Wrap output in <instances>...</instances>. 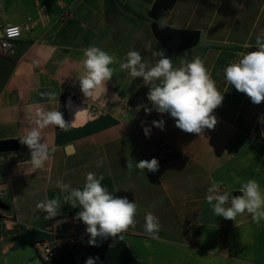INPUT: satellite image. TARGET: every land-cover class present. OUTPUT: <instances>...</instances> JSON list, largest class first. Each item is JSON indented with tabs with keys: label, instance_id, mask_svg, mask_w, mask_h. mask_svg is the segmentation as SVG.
I'll use <instances>...</instances> for the list:
<instances>
[{
	"label": "crops",
	"instance_id": "obj_1",
	"mask_svg": "<svg viewBox=\"0 0 264 264\" xmlns=\"http://www.w3.org/2000/svg\"><path fill=\"white\" fill-rule=\"evenodd\" d=\"M29 21L34 25L15 41L13 53L3 54L0 46V140L20 142L29 106L59 110L66 122H74L67 131L43 130L55 151L42 169H32L31 152L21 143L0 151V191L8 204L0 208V264H85L89 257H98L96 264H264V220L256 223L245 214L237 217V227L214 216L205 199L212 181H222L221 192L231 190L233 196L249 179L264 191V138L258 127L264 102L253 104L224 75L241 52L257 50L264 0H0V28ZM162 22L200 29L199 44L179 55L170 52L149 35V27ZM152 44L174 67L197 56L204 61L224 96L213 112L214 129L202 136L185 133L170 114L146 113L152 107L149 87L118 64L110 65L113 78L100 98L106 103L85 102L76 78L84 49L98 46L121 62L136 50L154 66ZM49 91L56 93L55 103L40 95ZM158 120L164 121L163 130L153 126ZM153 158L158 171L135 167ZM89 172L102 175L114 196L136 203V225L122 241L97 238L98 246L88 244L86 233L45 263L34 242L73 233L72 214L81 209L61 199L58 215L46 220L37 204L62 197L58 181L82 189ZM148 212L161 224L155 240L144 233Z\"/></svg>",
	"mask_w": 264,
	"mask_h": 264
},
{
	"label": "clouds",
	"instance_id": "obj_2",
	"mask_svg": "<svg viewBox=\"0 0 264 264\" xmlns=\"http://www.w3.org/2000/svg\"><path fill=\"white\" fill-rule=\"evenodd\" d=\"M158 26L164 29L167 24L162 22ZM9 33L17 34V29L10 28ZM255 47V51L241 52L239 59L224 69V75L228 84L246 94L253 104L259 105L264 102V32L257 36ZM83 54L84 59L80 61L82 71L77 73L76 78L86 103L91 100L106 103L100 98L107 91V82L113 78L115 69L110 65L118 64L132 78H142L149 87L147 99L152 107L146 108V113L155 110L159 114H170L175 119V126L185 133L202 136L205 129L215 128L218 121L213 112L221 106L224 96L200 57H194L191 61L183 60L181 66L174 67L171 58L163 50L152 53L154 57H159L154 66H149L136 50L128 51L124 62L95 45L84 49ZM40 95L47 98L50 104L57 101L54 91L42 92ZM29 114V126L19 139L30 150L32 169L37 170L45 166L55 151L45 142L43 130L54 126L67 131L74 121L66 122L63 113L56 109L37 107L33 110L29 106ZM153 126L163 130L164 121H153ZM144 134L149 136L150 128L145 127ZM132 167L133 162L128 160L127 168ZM135 167L141 171L147 169L148 172H156L159 161L156 158L140 160L135 162ZM103 179L102 175L97 177L95 173L89 172L82 189L58 181L62 197L45 198L37 204V208L47 214L46 220L53 219L58 215L62 199L63 204L80 207L75 218L86 225L90 246H98L97 238L107 240L111 237L122 241L123 233L136 225L137 205L127 197L114 196L101 183ZM222 183L212 181L205 197L214 216L235 221L237 227V217L245 214L250 215L256 223L264 220V191L255 179L243 182L239 188L242 195L237 196H233L231 190L221 192ZM160 230L159 218L151 212L146 213L144 233L155 240L159 238ZM98 259L89 257L85 264H96Z\"/></svg>",
	"mask_w": 264,
	"mask_h": 264
},
{
	"label": "built area",
	"instance_id": "obj_3",
	"mask_svg": "<svg viewBox=\"0 0 264 264\" xmlns=\"http://www.w3.org/2000/svg\"><path fill=\"white\" fill-rule=\"evenodd\" d=\"M28 19L31 20L30 17ZM33 25L34 23L29 21L21 24H7L2 28H0V46L2 53L5 55H9L13 53L15 47V41L22 34V32L31 30ZM10 28H16L17 34H10L9 33ZM258 127L262 137L264 138V130H263L264 112H262L259 115ZM3 196H4L3 192L0 191V200H2ZM78 212L79 210L75 211V213L72 214L73 233L65 236H56L53 240L41 239V240H36L34 242V247L39 253L43 262L45 263L50 262L57 255V253L61 248L69 246L71 242L79 239L81 236L86 234V225L75 218Z\"/></svg>",
	"mask_w": 264,
	"mask_h": 264
},
{
	"label": "water",
	"instance_id": "obj_4",
	"mask_svg": "<svg viewBox=\"0 0 264 264\" xmlns=\"http://www.w3.org/2000/svg\"><path fill=\"white\" fill-rule=\"evenodd\" d=\"M153 29L158 39L168 48L170 52L179 55L183 51L192 48L199 44L201 39L200 29H176L171 27L159 28L155 24ZM20 142L16 139L0 140V151H7L18 149ZM25 147H27L25 145ZM28 148V147H27ZM242 195L241 192L236 191L234 196ZM0 208H8V204L0 200Z\"/></svg>",
	"mask_w": 264,
	"mask_h": 264
},
{
	"label": "rangeland",
	"instance_id": "obj_5",
	"mask_svg": "<svg viewBox=\"0 0 264 264\" xmlns=\"http://www.w3.org/2000/svg\"><path fill=\"white\" fill-rule=\"evenodd\" d=\"M148 31H149V35H150V37H151V40L152 41H157V40H159L158 39V37L156 36V33H155V31H154V29H153V26H151V27H149V29H148ZM141 34H147V32H146V30H145V32H141ZM160 41V40H159ZM158 42V41H157ZM161 42V41H160ZM162 43V42H161ZM163 44V43H162ZM160 48H155L154 46H153V44H152V53L154 52V51H157V50H159ZM188 50H190V49H188ZM185 52H187V51H185ZM151 53V56H152V60L151 61H157L159 58L158 57H154L153 56V54ZM173 53V52H172ZM157 58V59H156ZM174 66V65H173Z\"/></svg>",
	"mask_w": 264,
	"mask_h": 264
},
{
	"label": "trees",
	"instance_id": "obj_6",
	"mask_svg": "<svg viewBox=\"0 0 264 264\" xmlns=\"http://www.w3.org/2000/svg\"><path fill=\"white\" fill-rule=\"evenodd\" d=\"M152 26H156L155 24H153Z\"/></svg>",
	"mask_w": 264,
	"mask_h": 264
}]
</instances>
